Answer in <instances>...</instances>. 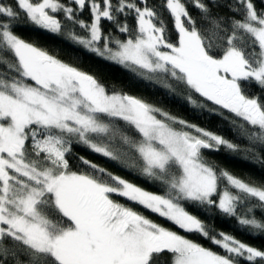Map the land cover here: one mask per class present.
<instances>
[{
  "label": "snow or ice",
  "instance_id": "obj_1",
  "mask_svg": "<svg viewBox=\"0 0 264 264\" xmlns=\"http://www.w3.org/2000/svg\"><path fill=\"white\" fill-rule=\"evenodd\" d=\"M86 58L247 145L103 83ZM221 148L264 166V0H0V264H264V244L216 228L264 241V182L218 170L205 152Z\"/></svg>",
  "mask_w": 264,
  "mask_h": 264
},
{
  "label": "trees",
  "instance_id": "obj_2",
  "mask_svg": "<svg viewBox=\"0 0 264 264\" xmlns=\"http://www.w3.org/2000/svg\"><path fill=\"white\" fill-rule=\"evenodd\" d=\"M24 35L26 39H32V36L30 34L25 33ZM38 43L40 46L46 47L50 51H55V41L40 40L38 41ZM61 58L70 60V57L65 55L63 51L61 52ZM81 66L85 68V70L95 74L98 79H100L107 85H112L114 83L117 86L122 87L124 91L132 95L139 96L146 99L150 103L165 108L173 115L182 117L186 120L200 125L201 127L207 128L220 135H223L227 139L232 140L233 142L238 143L241 146L247 145V141L245 139L239 138L238 132L234 133L230 130L232 126L229 123V120L224 119L219 115H210L207 112H205L203 115H200L198 111L193 110L190 106L187 105L186 102L179 99H169L165 90L162 89L159 85H154L153 83L146 81L135 80L131 78L129 73H127L120 67L109 65L104 62H94L90 64L86 58ZM229 115L230 114L225 111L224 116L227 117ZM244 155L245 153L243 152L229 154L223 148H221L219 152H205V156L209 159L210 162H214L218 170L220 168H224L234 175L245 180L264 182V166L245 161L242 158ZM90 158L96 159L97 162L104 164L106 167L112 168L113 171L118 172V174L120 175H124L126 178L133 180L135 183L141 184V186L149 187L147 184H144L143 181L136 179L134 176L125 173L118 168L113 167L111 164L105 163V161L102 159H99L95 156H92ZM149 190L155 189L149 188ZM133 206L137 207L135 205ZM138 210L144 212L145 215H148L152 219H159L158 217L153 216L151 213L142 208H138ZM231 223H234V221L221 223L219 220H217L216 228L225 232H231L237 238L242 239L245 242L252 243L256 246H261L262 244H264V241L250 239L243 233L235 231L232 227L229 226V224ZM201 242L205 243L206 246H211L207 241Z\"/></svg>",
  "mask_w": 264,
  "mask_h": 264
}]
</instances>
